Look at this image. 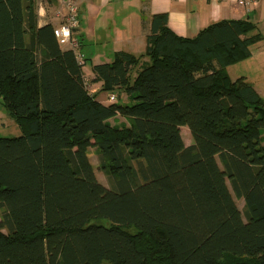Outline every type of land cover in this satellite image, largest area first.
<instances>
[{
  "label": "trees",
  "instance_id": "obj_1",
  "mask_svg": "<svg viewBox=\"0 0 264 264\" xmlns=\"http://www.w3.org/2000/svg\"><path fill=\"white\" fill-rule=\"evenodd\" d=\"M254 29L187 38L154 15L143 54L94 65L105 104L36 0H0V101L21 129L0 137V264H264V97L227 71Z\"/></svg>",
  "mask_w": 264,
  "mask_h": 264
},
{
  "label": "crops",
  "instance_id": "obj_2",
  "mask_svg": "<svg viewBox=\"0 0 264 264\" xmlns=\"http://www.w3.org/2000/svg\"><path fill=\"white\" fill-rule=\"evenodd\" d=\"M70 1L73 0H36L38 27L61 24L68 14ZM75 1L80 19L78 36L86 55L83 72L95 87L99 101L110 104L109 97L117 95L100 91L102 83L93 82L94 65L112 62L120 51L136 56L143 54L156 14H166L168 27L187 38H194L203 28L223 20H248L253 23L255 29L250 35L260 38L250 47V57L232 64L227 71L232 79L245 77L264 97V0H249L246 6H240L237 0ZM121 97L127 101L126 96ZM122 120L126 119L120 115L110 119L113 124ZM185 128L188 127H181V133ZM262 137L264 141V133Z\"/></svg>",
  "mask_w": 264,
  "mask_h": 264
},
{
  "label": "built area",
  "instance_id": "obj_3",
  "mask_svg": "<svg viewBox=\"0 0 264 264\" xmlns=\"http://www.w3.org/2000/svg\"><path fill=\"white\" fill-rule=\"evenodd\" d=\"M248 2L249 0H237V3L240 6H246ZM68 10V14L63 22L54 27V36L56 37L59 45L66 50L72 51L78 64L84 67L86 55L82 49V41L78 36L80 19L78 17L77 3L75 0L68 2ZM84 86L90 94H95V87L86 77H84ZM116 100L117 97L115 95H111L109 97L110 102H115Z\"/></svg>",
  "mask_w": 264,
  "mask_h": 264
},
{
  "label": "rangeland",
  "instance_id": "obj_4",
  "mask_svg": "<svg viewBox=\"0 0 264 264\" xmlns=\"http://www.w3.org/2000/svg\"><path fill=\"white\" fill-rule=\"evenodd\" d=\"M135 73V72H134ZM127 120H122L118 124L126 123ZM5 124V125H3ZM21 134V129L16 123L15 119L9 113V111L4 107L0 101V137H16ZM182 136L184 143L189 145L193 142V137L188 128L182 130ZM88 155L91 160L92 165L94 166L98 180L103 183L105 186H109V179L105 172L100 168L99 165V154L95 149H89ZM237 204L241 211L244 212V201L237 200Z\"/></svg>",
  "mask_w": 264,
  "mask_h": 264
}]
</instances>
